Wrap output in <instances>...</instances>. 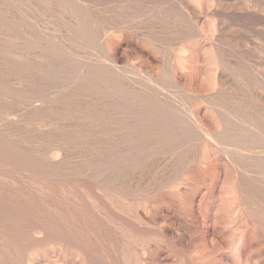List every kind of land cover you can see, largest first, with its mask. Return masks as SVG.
Instances as JSON below:
<instances>
[{
    "label": "rangeland",
    "instance_id": "obj_1",
    "mask_svg": "<svg viewBox=\"0 0 264 264\" xmlns=\"http://www.w3.org/2000/svg\"><path fill=\"white\" fill-rule=\"evenodd\" d=\"M0 264H264V0H0Z\"/></svg>",
    "mask_w": 264,
    "mask_h": 264
}]
</instances>
